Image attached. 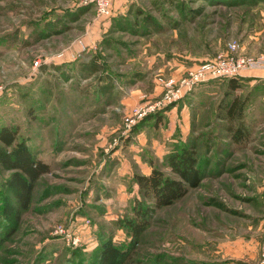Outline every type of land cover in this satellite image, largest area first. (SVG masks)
I'll list each match as a JSON object with an SVG mask.
<instances>
[{"label":"rangeland","instance_id":"obj_1","mask_svg":"<svg viewBox=\"0 0 264 264\" xmlns=\"http://www.w3.org/2000/svg\"><path fill=\"white\" fill-rule=\"evenodd\" d=\"M83 1L0 0V130L16 128L17 143L23 141L51 168L36 182L30 208L15 207L17 223L0 242V264H99L106 244L129 248L134 237L125 222L136 216L140 202L152 210L128 264H227L225 258H241L244 251L220 247L256 233L258 257L244 264H260L264 77L243 74L264 72V0H175L190 4L195 15L164 30L147 25L149 33L118 25L135 20V10L140 26L149 13L168 24L166 12L180 14L174 0H119L115 8L113 1L109 17ZM219 56L257 65L237 77L238 88H231V77L201 82L124 133L143 108ZM95 57L105 63L107 78L82 68ZM172 59L184 64L157 69ZM136 72L144 76L127 81ZM106 83L110 91L102 90ZM237 94L246 99L249 138L243 143L230 138L223 118ZM195 142L200 185L173 205L156 208L135 176L154 167L174 176L170 156ZM12 174L0 164V215L6 196L14 201L7 186Z\"/></svg>","mask_w":264,"mask_h":264},{"label":"trees","instance_id":"obj_2","mask_svg":"<svg viewBox=\"0 0 264 264\" xmlns=\"http://www.w3.org/2000/svg\"><path fill=\"white\" fill-rule=\"evenodd\" d=\"M173 1V0H171ZM194 1V0H190ZM204 3H219L221 5H231L241 3L243 0H202ZM245 1V0H244ZM179 3V4H176ZM190 3V2H189ZM179 9V16L175 13L166 12L168 16L164 21H168L167 25L162 24V21L151 15L147 14L144 18V28L139 29L137 26L140 22H137V15L139 11H134L135 20L120 21L118 27L124 31H133L140 33H149L153 29H147L145 26L152 25L154 30H164L168 27H178L187 20L191 19L195 14L194 8L190 4L185 2H176L174 0V6ZM200 12V11H197ZM196 13V12H195ZM197 14V13H196ZM190 21V20H189ZM142 26V27H143ZM103 44L110 45L109 39H104ZM99 57V56H98ZM92 58L91 62L83 63L82 68L87 71L89 75H98L100 78H107L108 74H105V63L97 58ZM237 77H231V88H238L239 81ZM109 83H106L102 87L103 91H110ZM246 99L240 95H235L229 104H227L223 110V118L228 121L227 132L230 138L236 143H243L249 138L248 130L245 127ZM162 110V109H161ZM222 110V111H223ZM157 112L148 115L143 121L148 120L151 115L158 116ZM160 119V118H159ZM139 124V123H138ZM18 133L16 128L5 126L0 130V141L4 146H0V164L8 171H12V178L8 180L7 186L10 187L11 194L14 201L10 204V198L6 196L3 203V215H0V242L3 239H7L12 232L13 225L17 222L13 217L17 214L15 207L20 210H28L34 200V190L38 179L50 172V166L41 159H38L29 147L25 146V143H17ZM169 165L174 176L166 174L162 169L154 167L148 174H137L135 181L139 186L140 192L149 200H153L156 208H163L173 205L178 200L184 198L190 187H197L201 183V167L199 166L198 146L195 143L190 146L183 147L179 150H175L169 158ZM5 197V196H4ZM136 209V216L126 220L125 223L133 231V241L129 248L120 250L112 244H106L102 253V259L99 264H109L117 258L122 256L123 261L117 264H128L133 261L134 254L136 252V244L140 241L143 233L145 232L152 208L146 206L145 203H141ZM9 228L11 230H9Z\"/></svg>","mask_w":264,"mask_h":264},{"label":"built area","instance_id":"obj_3","mask_svg":"<svg viewBox=\"0 0 264 264\" xmlns=\"http://www.w3.org/2000/svg\"><path fill=\"white\" fill-rule=\"evenodd\" d=\"M82 3H84L85 5H92L100 16L109 17L112 14L113 0H84ZM203 64L205 65H203L201 72L196 74L191 73L193 77L189 80H185L181 86H178L171 90L165 99L156 101V103L152 104L148 108H143V110L139 114H136V116L133 117L137 118L136 121L128 123L127 129L125 128L124 133L126 132V130L132 128L138 121L146 118L148 115L163 109L170 103L177 102L186 93L192 91V89L199 83L208 81L209 79L241 76L242 71L249 69V67L254 68L253 66L257 65H249V62L245 57L237 59L236 62H230V60H226L221 56H219V58L216 57L209 59L203 62ZM260 264H264V245L262 246L261 250Z\"/></svg>","mask_w":264,"mask_h":264},{"label":"crops","instance_id":"obj_4","mask_svg":"<svg viewBox=\"0 0 264 264\" xmlns=\"http://www.w3.org/2000/svg\"><path fill=\"white\" fill-rule=\"evenodd\" d=\"M114 1V8H115V6H116V3H118L119 2V0H113ZM128 0H123V2H122V4L123 3H125V2H127ZM124 5V4H123ZM126 8L125 7H123V11L125 10ZM142 25V24H141ZM164 25H167L166 23L164 24ZM141 27L142 26H140V23H139V25L137 26V28H139V29H141ZM140 33V32H139ZM98 40H100V39H98ZM80 49V48H79ZM153 58H155L156 59V57L155 56H153ZM152 58V59H153ZM91 59V58H90ZM89 59V60H90ZM151 61H153L154 62V60H151ZM172 64H176V65H179V66H182L184 63H182V62H175L174 61V59H172V60H167V62H162L161 63V65H158V67H157V69H163V68H168V66H170V65H172ZM254 70H252V72H250L248 75L247 74H243V76H249V77H258V76H263L264 77V72H263V70H258L259 72H260V74L259 73H257V72H253ZM132 74V73H131ZM130 74V75H131ZM142 72H136L134 75H131V76H129L128 78H127V81H131V80H135V81H137V79H139L140 77H143L142 76ZM89 75V74H88ZM143 79V78H142ZM127 81H124L123 83L124 84H127ZM251 228V227H250ZM260 237H259V234H255V235H252V236H247L246 238H238L237 240H234L233 242V244H228V243H226V244H224V246H222V247H220V250L219 251H228V250H230V249H232V250H234V245H237V246H240V249H241V251H244V253H242V254H240L239 256L241 257V258H235V257H231V258H225L224 260H226L228 263L227 264H235V263H233V262H229V259L230 260H234V259H236V260H238V261H236L237 262V264H244V263H246L247 262V260H248V262L250 261V260H252V259H254V258H256V257H258V252H257V249L259 250V248H260V244H261V238L259 239ZM242 246H244V249L242 248ZM259 246V247H258ZM236 249V248H235ZM257 252V253H256ZM253 253H254V256H252L253 255ZM255 254H256V256H255Z\"/></svg>","mask_w":264,"mask_h":264}]
</instances>
